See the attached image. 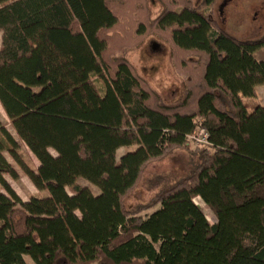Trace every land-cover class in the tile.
<instances>
[{"label": "trees", "instance_id": "trees-1", "mask_svg": "<svg viewBox=\"0 0 264 264\" xmlns=\"http://www.w3.org/2000/svg\"><path fill=\"white\" fill-rule=\"evenodd\" d=\"M219 1L0 0V105L40 162L0 119V264H264V37L221 28ZM149 42L186 76L174 100L129 59ZM6 151L47 196H19ZM176 151L188 173L132 205Z\"/></svg>", "mask_w": 264, "mask_h": 264}, {"label": "rangeland", "instance_id": "rangeland-1", "mask_svg": "<svg viewBox=\"0 0 264 264\" xmlns=\"http://www.w3.org/2000/svg\"><path fill=\"white\" fill-rule=\"evenodd\" d=\"M215 20L221 28L236 38L243 40L262 38L264 37V0H220L215 10ZM256 57L257 59L264 57V48L256 53ZM129 59L138 68L139 72L149 80L150 84L162 93L166 100L175 99L186 76L173 66L163 46H159L155 42H149L144 49L130 53ZM262 98V101H264V92ZM0 119L19 142L22 158L29 166L37 169L40 162L29 148L19 140L1 106ZM2 139L0 135V140ZM191 148L194 149L195 147L191 146ZM133 149L132 147L121 148L118 151V158ZM52 153L56 155L54 150H52ZM4 155L19 175L18 179H14L10 175H6L5 178L24 201H28L32 197H45L48 195V192L40 191L35 187L31 179L21 170L7 151L4 152ZM189 166V156L182 151L174 152L165 161L151 164L145 171L144 182L136 192L132 205L146 203L155 194L150 189V183L153 179L168 175L171 183L174 184L188 173ZM79 182L89 187L94 194L100 193L99 188L89 181L80 179ZM1 190L4 191L2 187ZM197 202L200 203L201 199H197ZM202 206L210 221L213 222L214 217L210 209L205 204ZM28 262L31 263V260H28Z\"/></svg>", "mask_w": 264, "mask_h": 264}, {"label": "built area", "instance_id": "built-area-1", "mask_svg": "<svg viewBox=\"0 0 264 264\" xmlns=\"http://www.w3.org/2000/svg\"><path fill=\"white\" fill-rule=\"evenodd\" d=\"M188 142L190 146L193 147H205L210 146L209 132L203 127H199L198 130L188 137Z\"/></svg>", "mask_w": 264, "mask_h": 264}, {"label": "crops", "instance_id": "crops-1", "mask_svg": "<svg viewBox=\"0 0 264 264\" xmlns=\"http://www.w3.org/2000/svg\"><path fill=\"white\" fill-rule=\"evenodd\" d=\"M1 45H2V33H0V48H1ZM256 55V54H255ZM260 59H262V58H260ZM264 92V85H261V86H259L258 87V94H259V98H260V102H261V104L264 106V101H262V93ZM120 158V157H119ZM197 199H201V198H197ZM197 199H196V201H197ZM201 201H202V199H201ZM205 204V203H204ZM206 205V204H205ZM202 211L204 212V214L206 215V212H205V210L202 208ZM212 213V212H211ZM212 215H213V213H212ZM207 216V215H206ZM213 217H214V215H213ZM207 218L209 219V221H210V218L207 216ZM214 221L212 222V221H210V223L211 224H215L216 222H217V220H216V218L214 217V219H213ZM26 260L28 261V260H30V258L29 257H26Z\"/></svg>", "mask_w": 264, "mask_h": 264}, {"label": "bare ground", "instance_id": "bare-ground-1", "mask_svg": "<svg viewBox=\"0 0 264 264\" xmlns=\"http://www.w3.org/2000/svg\"><path fill=\"white\" fill-rule=\"evenodd\" d=\"M0 106H1V105H0ZM1 108H2V106H1ZM2 110H3V108H2ZM196 202H197V201H196ZM197 204H198V206L202 209V207H203L202 205L204 204V203H203V200H202L200 203L197 202Z\"/></svg>", "mask_w": 264, "mask_h": 264}]
</instances>
